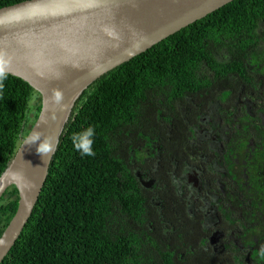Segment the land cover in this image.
I'll return each instance as SVG.
<instances>
[{"label":"trees","instance_id":"trees-1","mask_svg":"<svg viewBox=\"0 0 264 264\" xmlns=\"http://www.w3.org/2000/svg\"><path fill=\"white\" fill-rule=\"evenodd\" d=\"M23 1L0 0V8ZM261 61L264 0H233L97 79L77 100L33 213L2 264H250L245 254L236 255L240 248L208 249L201 228L184 212L176 214L170 205L181 202L188 214L191 209L170 174L165 184L159 177L149 189L136 170L139 148L146 150L149 140L165 159L172 144L194 146L183 110L197 116L205 93L222 89L224 95L234 78L242 79L239 86L259 89ZM40 110L41 95L27 81L9 74L0 83V177ZM240 111L225 133L249 144L258 130L261 143L251 151L261 179L255 187L264 195V116L247 105ZM89 125L96 128V155L82 157L71 136ZM163 189L172 191L158 193ZM18 203L12 185L0 199V237ZM253 203L259 223L252 243L262 248L264 199ZM259 255L254 257L264 264Z\"/></svg>","mask_w":264,"mask_h":264},{"label":"water","instance_id":"water-1","mask_svg":"<svg viewBox=\"0 0 264 264\" xmlns=\"http://www.w3.org/2000/svg\"><path fill=\"white\" fill-rule=\"evenodd\" d=\"M233 0H25L0 8V52L9 74L41 95L29 134L42 133L48 155L21 142L0 177V199L18 188V209L0 237V264L38 202L77 100L97 79ZM56 92L62 96L57 104Z\"/></svg>","mask_w":264,"mask_h":264},{"label":"flooded vegetation","instance_id":"flooded-vegetation-1","mask_svg":"<svg viewBox=\"0 0 264 264\" xmlns=\"http://www.w3.org/2000/svg\"><path fill=\"white\" fill-rule=\"evenodd\" d=\"M257 79H264V74H259ZM227 82L230 91L224 89V95L222 89L205 93L196 105L197 116L189 108L183 110L185 120L190 119L187 128L193 132L192 144L195 145L180 144L178 147L172 144L170 155L165 159L157 142L149 140L143 145L146 150L139 148L136 173L149 189L159 177L165 178V184L168 175H171L177 194L191 201V211L188 214L181 202L170 206L177 210L176 214L184 212L195 228H201L208 238V249L235 252L240 248L237 256L245 254L250 264H263L260 258L254 257L256 252H260L261 244L252 243V229L259 223L254 217L255 213H259L253 203L254 184L261 179L255 172L258 164L252 160L251 147L255 150L261 143L260 135L257 130L254 139L247 144L240 138L230 139L225 131L229 129L231 120L241 114L242 105L257 110L255 116H264V80L258 86L260 94L248 85L237 86L243 82L241 78ZM215 94H221L223 101L219 98L209 105L206 101ZM255 94L258 95V102L255 101ZM171 191L163 189L158 193ZM236 199L242 200L243 207L235 204ZM244 211L248 214L244 215ZM182 222H186V217L182 218Z\"/></svg>","mask_w":264,"mask_h":264},{"label":"clouds","instance_id":"clouds-1","mask_svg":"<svg viewBox=\"0 0 264 264\" xmlns=\"http://www.w3.org/2000/svg\"><path fill=\"white\" fill-rule=\"evenodd\" d=\"M10 60L7 58L6 53L0 52V83L6 80L9 76L8 65ZM54 101L59 104L62 101L60 92H56L53 97ZM96 136V128L89 125L82 130L75 132L71 136L74 149L82 157H92L96 153L94 151V143ZM25 145L36 146V151L43 155H48L53 150V145L48 139L42 138V133L33 130L30 134L24 137ZM260 255L264 257V247L260 250Z\"/></svg>","mask_w":264,"mask_h":264},{"label":"crops","instance_id":"crops-1","mask_svg":"<svg viewBox=\"0 0 264 264\" xmlns=\"http://www.w3.org/2000/svg\"><path fill=\"white\" fill-rule=\"evenodd\" d=\"M136 175L139 177V175L136 173ZM257 184H254V187L256 186ZM180 196V195H179ZM255 201H258V197H261L262 199H264V195L262 194V193H259V191H258V189H257V187H256V190H255ZM181 200L184 202V201H188V203H187V206L189 205V208L191 207V204H190V200H187V199H182V197H181ZM237 201H238V199H236V203H237ZM240 207L242 206L243 207V202L241 201V204L239 205ZM187 209V208H186ZM191 211V210H190ZM244 215H246L245 214V211H244ZM236 218H238L239 220H241V218L240 217H236Z\"/></svg>","mask_w":264,"mask_h":264},{"label":"rangeland","instance_id":"rangeland-1","mask_svg":"<svg viewBox=\"0 0 264 264\" xmlns=\"http://www.w3.org/2000/svg\"><path fill=\"white\" fill-rule=\"evenodd\" d=\"M263 71H264V61H261L260 64H259V74H264ZM259 80L263 81L264 79H259ZM237 86H239V85H237ZM240 92H243V90H241ZM257 92H260V89H257ZM255 101H257V102L259 101L258 95H256V94H255Z\"/></svg>","mask_w":264,"mask_h":264}]
</instances>
